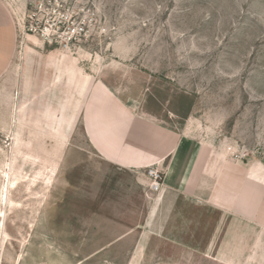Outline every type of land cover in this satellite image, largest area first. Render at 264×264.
<instances>
[{
    "label": "rangeland",
    "instance_id": "1",
    "mask_svg": "<svg viewBox=\"0 0 264 264\" xmlns=\"http://www.w3.org/2000/svg\"><path fill=\"white\" fill-rule=\"evenodd\" d=\"M0 2L18 30L9 77L36 74L20 100L0 87V264H264V0ZM92 88L186 128L221 163L228 204L253 210L182 204L168 232L195 248L146 230L156 191L99 159L81 119L71 129Z\"/></svg>",
    "mask_w": 264,
    "mask_h": 264
},
{
    "label": "crops",
    "instance_id": "2",
    "mask_svg": "<svg viewBox=\"0 0 264 264\" xmlns=\"http://www.w3.org/2000/svg\"><path fill=\"white\" fill-rule=\"evenodd\" d=\"M18 46L17 27L12 15L0 2V87L3 86L4 79L10 80L17 100H20L24 91L30 93L29 88L35 83L36 74H25L20 81L14 79V74L9 77L8 72L12 70L18 57ZM57 74L53 79L51 74L48 78L49 94L54 95L51 107L47 109L48 119L51 109L60 100L56 96L60 93L61 79L66 75L60 72ZM99 90L105 94L104 89L92 88L87 102L84 104L81 100L79 115L71 123V129L81 119L89 144L99 159L118 169L133 172L137 183L147 192L153 193L150 189L151 179L146 175L145 169L152 167L161 173L162 185L154 192L146 212V230L152 233L160 230L162 238L169 240L172 247H194V243L189 244L188 241L178 239L190 240L193 235L183 237L168 232L169 220L175 221L173 218L178 216L184 219L186 214L183 213L182 204L183 207L188 206L192 211L196 209L202 213L210 208L235 215L249 214L253 210L251 200H240L236 195L231 197L228 204L227 194L223 192L226 191V180L222 181L221 163L215 161L212 166L210 150L197 146L186 128L175 131L160 125L109 94H105L108 101L100 104L99 101L104 98L99 99ZM61 132L59 130L57 133L59 140L62 137ZM158 223L161 224L160 229H157Z\"/></svg>",
    "mask_w": 264,
    "mask_h": 264
},
{
    "label": "built area",
    "instance_id": "3",
    "mask_svg": "<svg viewBox=\"0 0 264 264\" xmlns=\"http://www.w3.org/2000/svg\"><path fill=\"white\" fill-rule=\"evenodd\" d=\"M146 175L151 179L150 189L152 191H157L162 185V175L157 169L152 167H147L145 169Z\"/></svg>",
    "mask_w": 264,
    "mask_h": 264
}]
</instances>
